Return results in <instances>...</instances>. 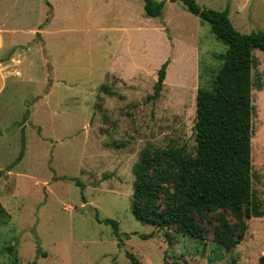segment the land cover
I'll list each match as a JSON object with an SVG mask.
<instances>
[{"label": "rangeland", "instance_id": "obj_1", "mask_svg": "<svg viewBox=\"0 0 264 264\" xmlns=\"http://www.w3.org/2000/svg\"><path fill=\"white\" fill-rule=\"evenodd\" d=\"M196 1L229 9L241 33L264 32V0ZM226 49L179 1L153 18L143 0H0V264H131L128 252L141 264H260L264 217L245 219L227 250L213 214L197 216L204 243L132 211L144 149L195 155L197 91L212 89ZM253 56L252 189L264 212V52Z\"/></svg>", "mask_w": 264, "mask_h": 264}, {"label": "trees", "instance_id": "obj_2", "mask_svg": "<svg viewBox=\"0 0 264 264\" xmlns=\"http://www.w3.org/2000/svg\"><path fill=\"white\" fill-rule=\"evenodd\" d=\"M143 1L146 15L153 18L162 17L167 1L181 2L202 23L210 25L215 38L227 49L217 56L221 65L212 89L197 91L195 155L185 157L180 150L153 146L144 149L133 168V214L138 221L161 229L174 227L180 234L204 243L209 230L198 217L207 220L213 214L216 243L234 249L245 238V219L264 217L253 195L251 154L253 52H264V32L241 33L234 28L229 9L201 8L196 0ZM168 64L165 62L158 71L155 94L149 98L159 97ZM76 184L81 185L79 181ZM161 196L164 206L159 202ZM105 223L113 227L122 243L117 221L106 219ZM127 257L131 264H141L135 254L128 252Z\"/></svg>", "mask_w": 264, "mask_h": 264}, {"label": "water", "instance_id": "obj_3", "mask_svg": "<svg viewBox=\"0 0 264 264\" xmlns=\"http://www.w3.org/2000/svg\"><path fill=\"white\" fill-rule=\"evenodd\" d=\"M87 208L90 209V205H87ZM260 264H264V256L260 259Z\"/></svg>", "mask_w": 264, "mask_h": 264}, {"label": "crops", "instance_id": "obj_4", "mask_svg": "<svg viewBox=\"0 0 264 264\" xmlns=\"http://www.w3.org/2000/svg\"><path fill=\"white\" fill-rule=\"evenodd\" d=\"M20 64V62H16V65H19ZM12 74H14V75H16V72L14 73V71H12Z\"/></svg>", "mask_w": 264, "mask_h": 264}, {"label": "built area", "instance_id": "obj_5", "mask_svg": "<svg viewBox=\"0 0 264 264\" xmlns=\"http://www.w3.org/2000/svg\"><path fill=\"white\" fill-rule=\"evenodd\" d=\"M16 75H19V73L17 72Z\"/></svg>", "mask_w": 264, "mask_h": 264}]
</instances>
